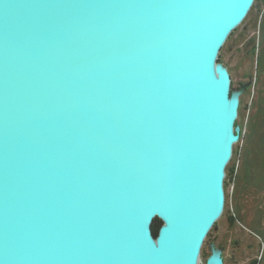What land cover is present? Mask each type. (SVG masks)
<instances>
[{
  "label": "water",
  "instance_id": "water-1",
  "mask_svg": "<svg viewBox=\"0 0 264 264\" xmlns=\"http://www.w3.org/2000/svg\"><path fill=\"white\" fill-rule=\"evenodd\" d=\"M252 2L0 0V264H198Z\"/></svg>",
  "mask_w": 264,
  "mask_h": 264
},
{
  "label": "rangeland",
  "instance_id": "rangeland-1",
  "mask_svg": "<svg viewBox=\"0 0 264 264\" xmlns=\"http://www.w3.org/2000/svg\"><path fill=\"white\" fill-rule=\"evenodd\" d=\"M214 66L229 76L231 158L224 170V209L203 241L198 264H264V0H253Z\"/></svg>",
  "mask_w": 264,
  "mask_h": 264
},
{
  "label": "bare ground",
  "instance_id": "bare-ground-1",
  "mask_svg": "<svg viewBox=\"0 0 264 264\" xmlns=\"http://www.w3.org/2000/svg\"><path fill=\"white\" fill-rule=\"evenodd\" d=\"M244 18H242L240 21H238V22H233L232 23V25L230 26V28H229V30H228V32L225 34V36H227L228 35V33L231 31V30H233L235 27H237L239 24H240V22L243 20ZM225 36H224V38H225ZM219 80L222 82V83H225L226 85H228V73H226V72H220L219 74ZM230 135H231V128H230V126H229V135H228V138L230 137ZM226 145H227V149H228V145H229V139H227V143H226ZM226 149V147H225V150H224V152H223V160H221V163H220V165H222V169H223V172L221 173V175H223L224 174V170H225V168H226V166H227V164L229 163V161H230V151H228ZM224 177H225V175H224ZM224 177H223V181H224ZM223 209H224V204H223ZM223 209H222V212H223ZM222 212L220 213V216L222 215ZM156 216H163L165 219H166V221L167 222H169V220H168V218L165 216V215H163V214H161L160 212H157V211H154V212H152L151 214H150V219H152V218H155ZM220 216L219 217H217L216 218V215L214 216V223L213 224H215V222L220 218Z\"/></svg>",
  "mask_w": 264,
  "mask_h": 264
},
{
  "label": "trees",
  "instance_id": "trees-1",
  "mask_svg": "<svg viewBox=\"0 0 264 264\" xmlns=\"http://www.w3.org/2000/svg\"><path fill=\"white\" fill-rule=\"evenodd\" d=\"M163 227V222L160 219H155L151 225V232L152 235L157 238L159 236V233Z\"/></svg>",
  "mask_w": 264,
  "mask_h": 264
}]
</instances>
